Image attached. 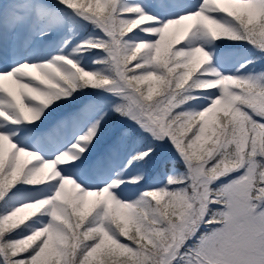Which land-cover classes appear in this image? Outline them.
<instances>
[{"label": "snow or ice", "instance_id": "6c2138e0", "mask_svg": "<svg viewBox=\"0 0 264 264\" xmlns=\"http://www.w3.org/2000/svg\"><path fill=\"white\" fill-rule=\"evenodd\" d=\"M0 264H264V0H0Z\"/></svg>", "mask_w": 264, "mask_h": 264}]
</instances>
